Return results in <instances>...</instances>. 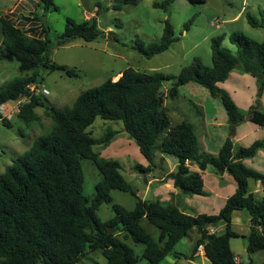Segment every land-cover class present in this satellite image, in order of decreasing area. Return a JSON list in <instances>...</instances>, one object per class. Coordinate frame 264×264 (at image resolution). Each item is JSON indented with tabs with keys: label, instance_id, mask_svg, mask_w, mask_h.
Returning a JSON list of instances; mask_svg holds the SVG:
<instances>
[{
	"label": "trees",
	"instance_id": "1",
	"mask_svg": "<svg viewBox=\"0 0 264 264\" xmlns=\"http://www.w3.org/2000/svg\"><path fill=\"white\" fill-rule=\"evenodd\" d=\"M174 1L155 2L153 7L167 10ZM187 1L200 4L206 0ZM38 6L42 14L21 16L24 22L39 23L27 30L0 17V61L15 60L21 74L0 88V106L26 96L29 100L18 113L24 123L31 125L39 120L35 113L39 107L45 108L52 121L48 131L36 137L0 174V264H77L90 253H98L104 264H159L171 254L182 255L174 252V246L192 229L199 237L191 249L190 259L202 248L211 264H241L236 262L229 245L230 239L239 237L231 227L232 214L241 210L250 217L246 253L250 258L264 251V196L256 198L248 189L249 180L259 182L264 188V173L242 163L264 150V140L234 149L231 139L226 138L217 156L203 154L199 152L193 127L185 121L171 127L164 106L166 98H176L178 87L192 83L207 90L210 97L219 99L231 127L241 123L244 116L219 85L238 69L256 80L260 97L264 86V43L233 33L229 42L235 46L236 55H232L221 48L223 37L218 36L210 44L211 66L196 57L177 76L145 73L129 67L120 72L116 81L109 78L84 90L71 106L56 110L44 95L29 91L30 85L43 80L39 70L78 76L74 68L50 59L51 48L66 46L75 40L93 42L105 38L106 34L94 18L81 22L66 18L63 32L51 42L47 36L49 27L43 18L49 11L58 12V7L52 0H38ZM246 18L252 27H261L252 15L247 14ZM190 23L191 20L186 30ZM38 29L43 30V39L31 36ZM176 40L171 24L165 20L157 42L145 46L138 40L132 48L151 58L167 51ZM164 81H172L165 92L161 91ZM256 106L250 110L248 121L264 129V110ZM97 118L122 124V130L147 162L146 167L135 166L140 173L151 171L156 151L175 160L176 168L167 177L181 193L205 195L201 173L191 172L187 162L197 164L200 171L211 165L218 172H227L236 183L234 193L215 215H189L172 204L137 198L122 177L118 161L105 159L94 151L96 146H107L117 133L108 130L101 138H93L87 129ZM0 119L10 127L7 118L0 114ZM82 160L91 161L100 176L92 198L82 190ZM113 190L135 197L134 208L127 210L112 204ZM102 204L111 205L114 214L105 222L96 215ZM144 221L156 230L155 234L145 228ZM220 225H223L221 232L207 233L208 226ZM129 242L142 246V251L135 252ZM247 264L253 263L249 260Z\"/></svg>",
	"mask_w": 264,
	"mask_h": 264
},
{
	"label": "rangeland",
	"instance_id": "2",
	"mask_svg": "<svg viewBox=\"0 0 264 264\" xmlns=\"http://www.w3.org/2000/svg\"><path fill=\"white\" fill-rule=\"evenodd\" d=\"M52 1L58 7V12L49 11L43 18L44 24L49 27L47 36L51 42H54L55 38L63 32L66 18L77 22L94 18L99 29L105 31L106 34L105 38H99L93 42L75 40L66 46L51 48L49 57L54 63L64 65L69 69L74 68L78 72L77 77H68L62 71L51 73L38 71L43 80L37 82V90L34 94L44 95L56 110H60L64 106H71L76 97L84 90L98 86L109 78L116 81L118 77L115 75L129 67L145 73L177 76L180 70L189 65L196 57L200 58L204 65L211 66L210 44L211 40L218 36L223 37L221 48L228 50L232 55H236L235 46L229 42V37L233 33H241L248 39L264 43V0H206L200 4H192L187 0H175L167 10L153 7V3H161L164 0H132V3L124 0ZM24 4L31 7V12L42 14L41 7H37L38 0L36 4L33 0H26ZM114 6H118L119 9H113ZM247 14L252 15L261 24V27H252L247 21ZM234 17L236 18L233 19ZM165 20L169 21L174 37L177 38L167 51L151 58H145L132 48L138 40L142 41L145 46L157 42L162 35ZM190 20L191 23L186 30L185 26ZM214 22H218V24ZM32 36L43 39L44 32L38 29L32 33ZM233 72L243 74L238 69ZM19 75L21 74L15 60L0 61V88ZM25 75H30V73ZM250 78L253 82L252 89L248 82L244 89L253 94V104L259 105L261 99L264 100V86L259 97L258 84L252 76ZM171 85L172 81H164L161 91L165 92ZM194 86H197L198 89H191L184 85L178 87L176 98H166L164 102H166L165 107L170 126L182 121L189 123L194 128L198 142L201 143V135L213 131L214 123H219L218 127L220 128L223 125L221 114H224L225 118L227 115L218 98L210 97L203 87L196 84ZM45 89L48 94H43L42 90ZM5 105L10 107L13 104L7 102ZM203 110L207 115V117L204 116L205 119H203ZM238 110L241 114L243 113L242 108L239 107ZM6 113L4 111V114ZM35 113L39 120L31 125L24 123L16 113L9 118L10 127L3 125L0 119V174L12 164L17 156L31 146L36 137L48 131L52 121L45 108H36ZM226 122L228 125V119ZM87 130L95 139L101 138L108 130L117 132L107 146H96L94 151L99 152L100 156L105 159L118 161L122 177L130 184L137 198L156 200L153 198L152 188L148 190L147 196H143V190L146 188V175L149 172L142 174L135 169L136 165H144L145 162L135 143L122 130V124L97 118ZM199 147L200 151H204L201 145ZM158 160V152L155 151L154 163L159 164ZM171 160L173 161L171 163L175 162L174 159ZM81 166L84 174L83 193L92 198L94 185L100 179L98 170L88 160H82ZM263 167L260 169H264ZM167 169L168 165L165 164L163 170L167 171ZM159 171L160 169H156L153 176ZM260 173H264V170H261ZM110 194L112 204L120 205L127 210L134 208L136 199L130 193L113 190ZM181 197L196 203L201 202L196 201L198 199L194 200L195 195L184 194ZM222 197L221 194L217 199L201 203L210 205L209 213L215 214L218 212L217 208L223 203ZM190 214L193 215V213ZM243 214L246 215L244 211ZM96 215L105 222L114 214L111 205L102 204ZM142 224L148 231L155 234L156 230L153 227L145 221ZM221 231L218 229V232ZM198 236V232L192 229L174 246V252L182 255L175 257L174 254H171L159 264H201L200 259L189 258ZM129 245L138 254L143 249L142 246L133 245L131 242ZM229 245L241 264H247L249 260L253 264H260L264 259V252H257L250 258L248 257L246 238L241 236L232 238ZM104 262L98 253H90L77 264H104ZM202 264L211 263L203 259Z\"/></svg>",
	"mask_w": 264,
	"mask_h": 264
},
{
	"label": "crops",
	"instance_id": "3",
	"mask_svg": "<svg viewBox=\"0 0 264 264\" xmlns=\"http://www.w3.org/2000/svg\"><path fill=\"white\" fill-rule=\"evenodd\" d=\"M36 1L37 0H33L35 4H36ZM0 2H1L0 17L2 16L6 18L7 20H9L15 27L20 28L22 30H27L32 27H37L39 25V23L37 22H24L21 20V16H29L30 13H33L31 12V9H30L31 7L30 6L28 7L26 4H24L26 0H1ZM37 7H38V4H37ZM236 17H234L233 19H235ZM0 42H1V39H0ZM116 76L119 78L120 73L116 74L115 77ZM250 77L251 76L248 74H244V73L238 74V73L231 72L227 80L220 84V88H222L230 96V98L233 100L237 108L239 109L240 107L243 109L242 115L244 116V120L242 121L243 123L241 122L237 124L236 126L231 127L229 124L227 125V122H226L227 117L225 118L224 114H221V121L223 125L221 124L222 126L219 128L218 127L219 123H214L212 125L214 128L212 129L213 131L209 133L208 132L203 133L200 138L201 143H199L197 140L198 146L201 145V148H203L204 150V151H199V152L203 154L215 156L216 154H218V151L226 138L231 139L234 149L238 147H248L254 141L264 140V129L256 125H253L251 122L248 121V114L250 110L255 107V105L253 104L254 101L252 98L253 94H251L250 91L249 93L246 92L244 89V86H246L248 83L250 84V88L252 89L253 82ZM184 87H188V88L195 89V90L198 89L197 86H194V84L192 83L186 84L184 85ZM46 92H47L46 94H48L47 90ZM165 104L166 102H164V106ZM256 107L260 110H264V100L261 99V104L259 105L257 104ZM204 116L207 117L206 113L203 110V119H205ZM199 150H200V147H199ZM141 157L145 163L144 165H141V164L140 165L143 167H146L147 162L143 158L142 155ZM158 157H159V160H158L159 164L154 163L151 169V171H153V169L154 171L153 172L150 171L151 173L149 172V174L146 175V178H147L146 184H145L146 188L143 190V196H147L148 190L152 188L153 198H155L156 200L164 204L175 205L184 213H187L189 215H192L190 213H193V215L218 214L220 209L223 207L225 201L234 193L236 189V183L234 179L227 172H218L211 165H207L203 171H200L197 164L192 163V162H187L186 165L188 169L191 172H200L202 175V180H203V190H204L205 195L203 196L195 195L196 198H194V200L198 199L196 201L209 202V201L219 198L221 194L223 196L222 199L220 198L223 203L220 207L217 208L218 212L215 214H210L209 213L210 205H205V204H202L201 202L196 203L192 200H186L185 197H181V195L184 196V194L178 191L173 186V181L167 177L170 173L174 172L176 168V162L171 163L172 161L171 159L173 158L167 155L163 156L159 152H158ZM242 163L246 167L253 169L260 173L261 170H264V169H260L262 166H264V150H259L253 158L242 160ZM165 164L168 165L167 171L163 170V166ZM159 165L161 166L160 168L158 167ZM156 169L157 170L160 169V171L157 172L155 176H153V174H155ZM248 189H249V192L252 193L256 198H261L264 196V188L261 186L259 182H254L253 180H249ZM141 200H145V199H141ZM206 208H208V210H206ZM243 211L246 213V215L243 214ZM249 218L250 217L245 210L235 211L232 214V221H231L232 230L236 232L237 234H239V236H241L242 238H246V235L249 231V226H250ZM244 226H245V229H244ZM222 228H223V225H220L218 227V229H221V230ZM230 249L236 259V262L241 263L239 262V258L236 257L232 248ZM261 252H264V251H261ZM194 258L200 259L201 264L203 263V259L209 262V260L203 255L202 248H199ZM263 261L260 264H262Z\"/></svg>",
	"mask_w": 264,
	"mask_h": 264
},
{
	"label": "built area",
	"instance_id": "4",
	"mask_svg": "<svg viewBox=\"0 0 264 264\" xmlns=\"http://www.w3.org/2000/svg\"><path fill=\"white\" fill-rule=\"evenodd\" d=\"M215 24H218V22H214ZM216 27H218V25H216ZM36 90H37V86L36 84H32L30 85L29 87V91L30 93H36ZM43 94H46V90H42ZM28 97L26 96H23V97H19L18 99L14 100V101H9V102H12V106L10 107H6V103L1 105L0 106V114L1 116L4 117L3 118H7L9 120L10 117H13L12 114H18L19 111H20V107L25 104L26 102H28ZM7 108V109H6ZM4 111H6L7 113L4 114ZM207 230V233L208 234H213L215 232H218V228L217 227H214V226H208L206 228ZM236 260V259H235Z\"/></svg>",
	"mask_w": 264,
	"mask_h": 264
},
{
	"label": "water",
	"instance_id": "5",
	"mask_svg": "<svg viewBox=\"0 0 264 264\" xmlns=\"http://www.w3.org/2000/svg\"><path fill=\"white\" fill-rule=\"evenodd\" d=\"M145 183H146V180H145Z\"/></svg>",
	"mask_w": 264,
	"mask_h": 264
}]
</instances>
